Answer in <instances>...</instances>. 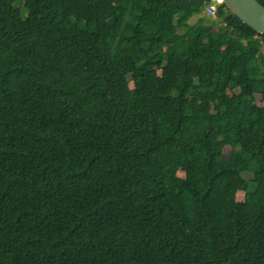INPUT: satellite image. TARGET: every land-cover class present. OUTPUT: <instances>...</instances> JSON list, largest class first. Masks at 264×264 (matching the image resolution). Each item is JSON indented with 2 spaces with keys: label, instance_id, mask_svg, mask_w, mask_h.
I'll return each mask as SVG.
<instances>
[{
  "label": "trees",
  "instance_id": "1",
  "mask_svg": "<svg viewBox=\"0 0 264 264\" xmlns=\"http://www.w3.org/2000/svg\"><path fill=\"white\" fill-rule=\"evenodd\" d=\"M209 1L0 0V264H264V34Z\"/></svg>",
  "mask_w": 264,
  "mask_h": 264
},
{
  "label": "water",
  "instance_id": "2",
  "mask_svg": "<svg viewBox=\"0 0 264 264\" xmlns=\"http://www.w3.org/2000/svg\"><path fill=\"white\" fill-rule=\"evenodd\" d=\"M243 23L264 34V6L257 0H217Z\"/></svg>",
  "mask_w": 264,
  "mask_h": 264
},
{
  "label": "built area",
  "instance_id": "3",
  "mask_svg": "<svg viewBox=\"0 0 264 264\" xmlns=\"http://www.w3.org/2000/svg\"><path fill=\"white\" fill-rule=\"evenodd\" d=\"M220 3L217 0H210L208 3H206L203 6V12L204 14L209 18H216L217 15V9L219 7Z\"/></svg>",
  "mask_w": 264,
  "mask_h": 264
},
{
  "label": "rangeland",
  "instance_id": "4",
  "mask_svg": "<svg viewBox=\"0 0 264 264\" xmlns=\"http://www.w3.org/2000/svg\"><path fill=\"white\" fill-rule=\"evenodd\" d=\"M197 19H204L207 21L213 20L212 18L207 17L204 12L203 9H201L198 13H196L195 15H193L190 19H189V23H193L194 21H196ZM244 195V192L238 191L236 194V200H242Z\"/></svg>",
  "mask_w": 264,
  "mask_h": 264
}]
</instances>
